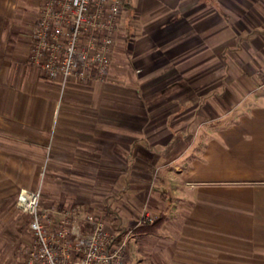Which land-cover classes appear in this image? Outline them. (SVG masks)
Returning <instances> with one entry per match:
<instances>
[{
	"label": "crops",
	"instance_id": "1",
	"mask_svg": "<svg viewBox=\"0 0 264 264\" xmlns=\"http://www.w3.org/2000/svg\"><path fill=\"white\" fill-rule=\"evenodd\" d=\"M126 1L112 57L143 77L112 69L126 81L63 89L30 65L45 0H0V264L18 260L22 189H41V207L105 211L132 233L125 264H264V0ZM216 89L208 103L239 108L202 141L154 128L174 94ZM144 208L165 220L140 230Z\"/></svg>",
	"mask_w": 264,
	"mask_h": 264
},
{
	"label": "built area",
	"instance_id": "2",
	"mask_svg": "<svg viewBox=\"0 0 264 264\" xmlns=\"http://www.w3.org/2000/svg\"><path fill=\"white\" fill-rule=\"evenodd\" d=\"M124 0H45L32 37L31 65L65 89L105 82ZM41 190L22 189L17 208L28 217L33 244L23 264H125L131 232L120 238L105 211L42 208ZM157 216L145 213L142 223Z\"/></svg>",
	"mask_w": 264,
	"mask_h": 264
},
{
	"label": "rangeland",
	"instance_id": "3",
	"mask_svg": "<svg viewBox=\"0 0 264 264\" xmlns=\"http://www.w3.org/2000/svg\"><path fill=\"white\" fill-rule=\"evenodd\" d=\"M131 35L134 36L135 32L131 31L129 33V36H131ZM32 37H33V35H32ZM128 43L129 42L126 43L127 46H125V44H124L125 48L124 47L123 48L125 51L128 49ZM130 60L134 61V59H130V58H127L125 56L124 57L121 56L120 59L116 58L115 56L112 57L110 76L105 82H108L111 79L113 80V78L116 79V81H120V80L126 81L125 78L121 79V76H119V74H118V76H117V74L114 75L113 74L114 70L112 71V69H116L117 71H119V70L122 71V70L126 69L127 71H131L133 73V76L136 78L143 77L144 73L138 72L139 71L138 65H136L134 68L130 64H128L129 66L125 67L124 65H126L127 63L121 64V63H124L125 61H130ZM30 65H31V63H30ZM167 77H168V79H166ZM177 77L178 76H177L176 72L173 71V73L163 75V78L160 77V79H158V81H161L162 79H164L165 81L172 80V82H175L177 80ZM221 77H222V71H220V72L218 71V73L215 75V78H218L217 79L218 84H219V81L222 79ZM229 77H228V80H229ZM105 82H101V83H105ZM151 92H156V94H158V95H160V97H162L160 91H150V90L148 91L149 94ZM221 92L222 91L217 90V89L215 91L201 90L200 91V93H201L200 100H198L197 97L194 100H193V97H189L188 99H185L183 101L184 105H182V101L179 98H177L176 94H174L175 96H173V98H171L173 102H170L171 105H170V107H168V109L170 110V111L168 110L169 117L166 118V120L164 119V121H162V122L154 123V128L158 129V130L163 128L164 130H167L166 132L170 131L171 133H174V135H176V138H174V142L179 140L180 144L184 145V146L192 145L193 144L192 142H193L195 136H197L198 131L200 130L198 138L202 141L204 135H207V133H209V131L213 127H215L217 125V123H219V122H216L218 117L230 112V110H232V109L235 110L238 107V106L236 107V105L229 103L230 101L225 102L224 97L220 98ZM232 92L235 94L234 96H237L239 99L241 98L242 91H240L236 87L235 83H234V90ZM259 92L264 94V88ZM208 95L213 96L212 98H215L214 96H218V95H220V97H218V98L216 97V101H214V102L210 101V103H211L210 104V103H208V101H209ZM158 99H163V102L166 101L165 98H158ZM197 100L199 101L198 104H196L195 106L191 105V103H193V102L196 103ZM263 102H264V99H263ZM182 106H184V108H185L184 113L179 112L178 116H177V114H174L175 111L180 109ZM157 139L158 138H155V137L153 138L154 141H157ZM174 142H172L171 144H173ZM39 190H41V189H39ZM41 194H42V192H41ZM16 201H17V199H16ZM15 207L17 210H19L17 208L16 203H15ZM42 208L61 209L59 207H42ZM147 212H151L157 216L156 220L153 223H148V222L142 223V219H143L145 213H147ZM24 216L25 217H23V218L20 217V219L23 221L22 226H23V230H24V235H23L21 242L18 245V248H16V250H15V254H16V257L18 258V260L14 264H23L24 263L25 258H26V252L33 244V236L31 234L30 227H29V219L26 215H24ZM160 218H161V214H159L157 212H153V210H151L149 208H144L141 212V216L139 219V226L142 227L144 225L154 224L157 221H159ZM107 220H108V214H107ZM108 225H109V222H108ZM122 237H123V235H120V238H122Z\"/></svg>",
	"mask_w": 264,
	"mask_h": 264
},
{
	"label": "trees",
	"instance_id": "4",
	"mask_svg": "<svg viewBox=\"0 0 264 264\" xmlns=\"http://www.w3.org/2000/svg\"><path fill=\"white\" fill-rule=\"evenodd\" d=\"M130 7V5H129V3H127V1L126 0H124V10H125V8L127 9V8H129ZM124 13V12H123ZM123 15V14H122ZM121 18H122V16H121ZM165 219H164V217L163 216H161V218H160V220L159 221H157L156 223H154V224H149V225H144V226H142V227H140L139 229L140 230H146V229H153V228H155L156 226H158L160 223H162V221H164Z\"/></svg>",
	"mask_w": 264,
	"mask_h": 264
}]
</instances>
